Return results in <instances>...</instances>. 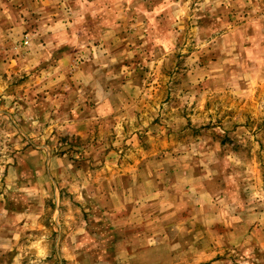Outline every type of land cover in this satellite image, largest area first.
I'll return each mask as SVG.
<instances>
[{
	"label": "rangeland",
	"instance_id": "obj_1",
	"mask_svg": "<svg viewBox=\"0 0 264 264\" xmlns=\"http://www.w3.org/2000/svg\"><path fill=\"white\" fill-rule=\"evenodd\" d=\"M0 264H264V0H0Z\"/></svg>",
	"mask_w": 264,
	"mask_h": 264
},
{
	"label": "crops",
	"instance_id": "obj_2",
	"mask_svg": "<svg viewBox=\"0 0 264 264\" xmlns=\"http://www.w3.org/2000/svg\"><path fill=\"white\" fill-rule=\"evenodd\" d=\"M141 168V166H140ZM140 168H136L134 171H131V173H126L124 172L122 174V179L125 181V185L127 183V186H123V190L120 194L125 195V196H130V195H138V200L133 202H127L126 206L123 207V211L125 216L123 217L121 222L116 220V223H111L114 224L113 230L116 231V234L118 233H123V236L126 237V239H140L142 236V231L144 233V230L146 228V216L143 215L142 213L145 212V204H146V192L145 189H147V181L150 186L153 187L155 192L157 191V179L159 178L156 174L152 176H146ZM139 169V170H138ZM205 176H198L196 178H191L188 181V185L190 186V190L193 192L195 195L196 199H198L200 202H198L196 205H194V209L196 211H209L210 207H207V203L209 200L211 201L210 197V192L205 188V181L207 179ZM157 195V194H156ZM210 197V199H209ZM159 200V199H158ZM157 201V199H155ZM160 201V202H159ZM158 201L159 206H163L162 199ZM167 205V204H164ZM178 208V204H173L172 206L167 207L164 209V211H170V215L174 214L175 215V209ZM163 211V210H162ZM186 211V210H185ZM143 215V216H142ZM167 217V216H166ZM164 217V219L166 218ZM173 221H176L177 219L171 217ZM166 221V220H165ZM99 223H97L98 226ZM109 225V224H108ZM110 226V225H109ZM140 230L137 234V231Z\"/></svg>",
	"mask_w": 264,
	"mask_h": 264
}]
</instances>
